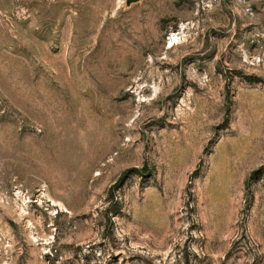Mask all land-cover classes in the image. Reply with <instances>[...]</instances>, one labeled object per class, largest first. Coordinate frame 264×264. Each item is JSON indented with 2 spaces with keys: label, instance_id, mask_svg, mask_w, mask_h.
Returning <instances> with one entry per match:
<instances>
[{
  "label": "rangeland",
  "instance_id": "rangeland-1",
  "mask_svg": "<svg viewBox=\"0 0 264 264\" xmlns=\"http://www.w3.org/2000/svg\"><path fill=\"white\" fill-rule=\"evenodd\" d=\"M0 264H264V0H0Z\"/></svg>",
  "mask_w": 264,
  "mask_h": 264
}]
</instances>
